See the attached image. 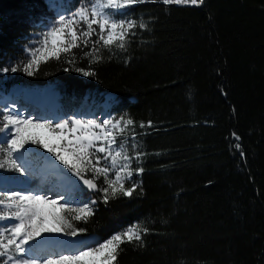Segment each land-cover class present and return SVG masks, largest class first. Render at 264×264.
<instances>
[{"label":"trees","instance_id":"trees-1","mask_svg":"<svg viewBox=\"0 0 264 264\" xmlns=\"http://www.w3.org/2000/svg\"><path fill=\"white\" fill-rule=\"evenodd\" d=\"M126 12L148 24L126 50L102 48L103 59L90 63L73 49L75 64L62 56L4 81L53 85L71 110L110 94L114 117L135 122L144 155L133 168L143 172L125 186L139 187L108 204L85 190L97 200L94 215L69 222L102 240L147 229L142 246L123 244L114 264H264V0L143 3ZM53 17L47 0H0V68L26 62V46Z\"/></svg>","mask_w":264,"mask_h":264},{"label":"snow or ice","instance_id":"snow-or-ice-1","mask_svg":"<svg viewBox=\"0 0 264 264\" xmlns=\"http://www.w3.org/2000/svg\"><path fill=\"white\" fill-rule=\"evenodd\" d=\"M143 3L199 7L205 0H86L71 17L61 15L48 31L42 33L41 38L35 42L36 47L28 49L29 58L26 62L14 67H2L0 73L22 71L33 76L40 70L41 63L53 59L60 61L62 56L65 63L75 64L76 54L73 49H80L90 63L103 59L100 55L102 48L111 51L115 47L124 51L129 38L135 36V29L147 30L148 24L142 20H117L115 14ZM75 70L85 77L95 74L82 68ZM134 125L132 119L123 117L102 122L95 119H61L53 122L51 119H34L6 112L0 119V133L4 134L0 140V169L24 175L25 165L18 161H22L28 151L25 145H40L90 191L100 193L104 204H108L110 198L118 194L131 197L139 185L135 182L128 187L125 185L134 175L143 172V168H132L131 165L133 160L138 162L144 155L137 150L139 145L134 143L137 136ZM129 126H132V130L125 135ZM139 127H152V123L149 121L145 125L141 122ZM39 129L51 133L55 143L49 144L41 139L34 131ZM232 135L237 141L240 139L236 133ZM129 140L133 141L131 150L134 155L129 152ZM235 147L239 150L240 144H235ZM101 178L103 186L97 184ZM58 203L45 194H25L19 191L9 194L0 191V264H114L123 244H143V235L148 230L133 225L90 247L46 259L29 257V252L35 248L34 242H39L41 237L47 239L45 234L63 233L75 237L78 232H83L84 229L73 227L69 219L87 222L94 215L97 200L76 207L65 202L59 205L60 214L46 212L42 207L48 205L55 208ZM4 221L11 223L4 225ZM98 254L103 258L98 259Z\"/></svg>","mask_w":264,"mask_h":264},{"label":"rangeland","instance_id":"rangeland-1","mask_svg":"<svg viewBox=\"0 0 264 264\" xmlns=\"http://www.w3.org/2000/svg\"><path fill=\"white\" fill-rule=\"evenodd\" d=\"M47 1L54 11V17L39 33L36 34V36H34V38L29 42L28 46H26V49H25L26 60L29 58L28 49L36 47L35 42L36 40L41 38L42 33L48 31L59 20L61 15L65 17H71L72 14L75 11H77L82 4L86 2V0H77L78 1L77 5L72 7L71 2L73 0H69V1L68 0H47ZM126 10H124L121 13L115 14V18L117 20L119 19L135 20L127 14ZM136 21L139 22V20H136ZM7 79H8V74H4V73L0 74V116H1V119H2L3 113H6V112L19 113L20 115H23L25 117L31 116L34 119H41V120L51 119L53 122L59 121L61 119H83V120L95 119L98 122H102L105 119L118 120L122 118V117L115 118L114 115L112 114L111 105L113 104L114 97L110 94L104 95L101 100L94 96H89L87 98L85 97V99H83L75 109L71 110L69 109L68 106L65 107L60 104L59 92L55 90L53 85H47L44 87L34 88V90H30L33 92H38L44 88L52 87V89L54 90V93L56 92L54 95L55 99L53 102H47V104L45 105L39 104L40 103L39 101L42 100L41 98L42 96H39L40 94H38V98L35 99V102H31V103L26 102L27 105L26 104L22 105V102L27 101V99L29 100L32 99V97H30L29 95H25L26 94L25 91L32 89V88H28L26 86H20V85L8 87L4 84V81H6ZM35 89H38V90H35ZM24 95L27 98H25ZM51 95L45 96V97L50 98ZM42 107L45 110H43ZM123 118H126V117H123ZM34 131L45 142L49 144L55 143L54 139L51 136V133H49L48 131L44 129H39V130H34ZM130 131H131V127L129 126V131L126 132L125 135H128ZM3 136L4 134L0 133V140H2ZM118 143H119V140H118ZM132 143L133 141L131 140L128 141L129 152L130 154L134 155V153H132V150H131ZM134 143L138 144L136 140L134 141ZM34 147H36L38 150L35 149ZM25 148L28 151L25 153L23 160L18 161V163L22 162L25 165L24 176L15 171L0 169V191H7L9 194L13 191H19L25 194H27L28 192L44 194L45 190L48 189L50 185L51 186L57 185L58 187L52 190L51 194L47 196L52 199L57 200L59 203L57 204L55 208H52L48 205H44L43 207V209H45L46 212H49V213L55 212L57 214L61 212L59 205L64 204L65 202L69 203L73 207H76L84 202L91 201V198L89 197V195H92V194L87 192L89 195H86L85 189L81 187L77 182L76 184H73L71 181H65L64 179H61V178H66V175L60 176L61 173L59 175L58 173L59 161H56L55 157L51 153H49L46 149H44L40 145L27 144L25 145ZM137 150L140 151L139 147ZM137 164L138 162L133 160L132 165H131L132 168L133 166H136ZM26 172L31 173L30 175L31 177L29 180L23 179L26 176ZM51 174L53 175L55 174V175L51 177ZM45 175H47L48 177H46ZM57 175L59 177H57ZM41 178L44 179V183H41V187L37 186V187L30 188L33 181L40 180ZM45 180L47 182H45ZM99 182L100 184L103 185L102 178L99 180ZM61 196L64 197L63 200L60 199ZM10 223L11 222L9 221L2 222V224L4 225L10 224ZM45 236L47 237V239H45L44 237H41V239L61 240V241H65L68 243L75 242L76 244L72 246V249H68L67 245L63 246L64 249L63 248L59 249V247L57 248L56 244L50 245V243H47L48 245L46 244L47 245L45 246L46 248H43L42 250H40L39 248L41 246L39 244H36L37 242H34L35 248L33 249V251L29 252L28 254L29 257H35L37 259H46L49 256H56L61 253L77 251L79 249L90 247V246L96 245L99 242L104 241L96 236L94 237H91L90 235L84 236L81 232H78L75 237L66 236L63 233H51V234H45ZM97 258L102 259L103 257L102 255L98 254Z\"/></svg>","mask_w":264,"mask_h":264},{"label":"bare ground","instance_id":"bare-ground-1","mask_svg":"<svg viewBox=\"0 0 264 264\" xmlns=\"http://www.w3.org/2000/svg\"><path fill=\"white\" fill-rule=\"evenodd\" d=\"M30 90H34V88H32V89H29V90H27V91H25V95H29L30 97H32V99L34 100H32V99H27V101H24V102H22V105H25L26 104V102H28V103H31V102H35V99H37L38 98V94H40L39 96H42L41 98H42V100H40L39 102V104H41V105H45V104H47V102H53L54 101V95H55V93H54V90L52 89V87H48V88H44V89H42V90H40V91H38V92H33V91H30ZM35 90H38V89H35ZM58 93V92H57ZM52 94V95H51ZM24 95V96H25ZM49 95H51V97L50 98H46L45 96H49ZM25 98H27L26 96H25ZM37 104V103H36ZM27 105V104H26ZM43 108V107H42ZM43 110H45L44 108H43ZM58 173H59V175H60V173H61V175L60 176H63V175H66L65 173H63V172H61V171H58ZM18 175V174H17ZM31 175V173H29V172H26V176L23 178V179H30V176ZM48 175H50V174H48ZM55 175V174H54ZM53 174H51V177L52 176H54ZM20 176V175H19ZM24 176V175H23ZM46 177H48L47 175H45ZM44 176V177H45ZM57 177H59L58 175H57ZM20 178V177H19ZM39 178V177H38ZM37 178V179H38ZM61 178V177H60ZM61 179H64L65 181H71L73 184H76V181L74 180V179H72V178H69L67 175H66V178H61ZM27 180V181H28ZM45 182H47L46 180H45ZM41 183H44V179H40V180H36V181H33L32 182V184H31V186H30V188H33V187H37V186H40L41 187ZM50 185V184H49ZM55 185H56V183H55ZM42 186H43V184H42ZM58 186L56 185V186H51L50 185V187L48 188V189H46L45 190V195H49V194H51V191L52 190H54L55 188H57ZM42 207H44V205L42 206ZM45 210V209H44ZM47 243H50V245H54V244H56L57 245V248L59 247V249H62L63 248V246H66L67 245V248L68 249H72V246H74L76 243L74 242V243H68V242H65V241H61V240H45V239H41L39 242H37L36 244H39L41 247L39 248L40 250H42L43 248H46L45 246H47L48 244ZM51 243H53V244H51ZM47 244V245H46ZM55 245V246H56ZM80 248H81V246H80ZM37 249V248H36ZM55 249V248H54ZM53 249V250H54ZM64 249V248H63Z\"/></svg>","mask_w":264,"mask_h":264},{"label":"water","instance_id":"water-1","mask_svg":"<svg viewBox=\"0 0 264 264\" xmlns=\"http://www.w3.org/2000/svg\"><path fill=\"white\" fill-rule=\"evenodd\" d=\"M58 167H59V170L63 173H65L68 177H71L73 179H75L80 186H82L83 188L86 189L87 192L91 193V194H94L95 192L94 191H90L76 176H74L67 168L64 167V165L58 163ZM91 237H94L96 236L95 234H91L90 235Z\"/></svg>","mask_w":264,"mask_h":264}]
</instances>
